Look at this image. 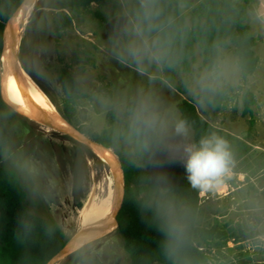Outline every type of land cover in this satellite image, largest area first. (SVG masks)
I'll list each match as a JSON object with an SVG mask.
<instances>
[{
  "label": "rangeland",
  "instance_id": "rangeland-1",
  "mask_svg": "<svg viewBox=\"0 0 264 264\" xmlns=\"http://www.w3.org/2000/svg\"><path fill=\"white\" fill-rule=\"evenodd\" d=\"M75 1L36 0L26 23L20 25V44L14 62L19 63L26 74L25 68L31 72L32 76L28 75L46 90L48 96L35 82L62 118L66 93L60 84L59 72L64 70L71 74L85 96L74 116L81 131L67 122L87 138L95 140L108 126V113L114 112L109 100H127L144 88L161 100L174 117L180 118L178 104L182 100L191 101L209 123L251 144V152L235 164L222 190L200 194L196 227L211 229L218 222L236 233V238L221 249L204 247L207 264H264V19L257 15L260 0H234L242 15L241 25L253 41L251 50L259 59V65L257 71L244 80L234 49L221 51L228 63L226 76L213 87L223 92L219 108L201 102L198 96L202 91L191 86L193 79L204 70L199 47H196V61L191 64V71L179 70L176 85L171 86L165 81L161 67L137 66L117 59L111 37L116 27L124 23L121 12L125 0H101L82 10L77 9ZM16 22L14 15L6 30L7 42ZM5 67L6 63L2 62L0 88L6 99L17 107L13 102L17 94L9 78L14 84L16 79L6 75ZM11 69L14 70V66L10 63L7 72ZM247 92L254 98L252 115L244 112L243 97ZM14 113L15 117H6L10 141L1 163L19 175L27 193L29 212L56 220L70 243L79 230V210L92 188L105 190L108 182L116 187L120 178L93 148ZM252 120L254 126L250 130ZM188 129L186 142L195 143L193 131ZM110 150L120 160L118 151ZM18 158H29L37 163L40 176L35 184L17 168ZM176 159L184 164L182 156ZM144 167L153 177L155 169ZM117 168L120 171L118 165ZM79 251L82 252L78 254ZM79 251L54 264H130L116 225Z\"/></svg>",
  "mask_w": 264,
  "mask_h": 264
},
{
  "label": "trees",
  "instance_id": "trees-1",
  "mask_svg": "<svg viewBox=\"0 0 264 264\" xmlns=\"http://www.w3.org/2000/svg\"><path fill=\"white\" fill-rule=\"evenodd\" d=\"M24 1L0 0V69L7 24ZM99 1L101 0H76L74 4L78 10H82ZM166 2L168 11L177 18L183 32V39L177 38L173 46L171 59L161 65L163 77L169 85H176L179 70L184 73L191 71V64L196 61V47L200 49L204 69L212 64L222 50L233 48L244 80H248L257 71L259 59L251 50L253 41L247 29L241 25L242 15L238 13L234 0ZM59 81L66 93L61 113L66 121L81 131L74 116L80 100L85 96L80 93L79 85L67 71L59 72ZM40 87L48 96L46 90ZM223 98V92L213 88L202 91L198 96L201 102L214 108L220 107ZM243 100L244 112L252 115L253 95L247 92ZM178 110L180 118L186 120L193 131L195 144L214 133L229 142L236 163L251 152V144L209 123L199 114L193 102L182 100L178 104ZM7 116L16 115L5 104L0 91V264H48L69 242L56 220L29 212L26 205L27 193L21 185L19 175L1 163L10 141L5 123ZM114 120L115 113L110 111L107 116L108 126L94 139L107 148H115L122 163L125 191L122 207L117 215V229L124 240L130 264H207L208 256L204 247L221 249L236 238V233L231 232V229L226 230L218 222L211 229H198L196 221L200 212L201 192L188 184L184 164L175 159L162 167L148 165L146 167L155 169L154 176L151 177L150 171L144 167L147 157L132 160L122 146L113 143L109 130ZM253 126L252 120L250 130ZM160 173L166 175L160 176ZM156 186L168 189L180 210L184 227L178 242H173L168 225L156 211L153 196ZM25 221L31 225V232L27 235L22 227Z\"/></svg>",
  "mask_w": 264,
  "mask_h": 264
},
{
  "label": "clouds",
  "instance_id": "clouds-1",
  "mask_svg": "<svg viewBox=\"0 0 264 264\" xmlns=\"http://www.w3.org/2000/svg\"><path fill=\"white\" fill-rule=\"evenodd\" d=\"M121 15L124 23L116 27L111 37L117 59L137 66L155 64L158 69L171 59L173 46L177 38L183 39V32L177 18L168 11L166 0H125ZM257 15L264 19V0H260ZM227 63V57L218 53L212 64L193 79L191 86L200 91L212 89L226 76ZM21 91L24 96L28 95ZM108 103L115 113L110 137L115 145L126 150L130 159L147 157L144 166L162 167L182 156L186 180L193 189L201 193L223 189L225 178L232 175L236 164L226 139L213 133L201 138L198 144L187 143V121L174 117L161 100L144 88L127 100ZM15 163L27 180L33 184L38 181L40 169L36 162L18 158ZM153 196L156 211L168 225L171 239L178 242L184 227L180 210L168 189L156 186ZM22 227L26 235L31 232L29 222L25 221ZM17 238L23 242L20 236Z\"/></svg>",
  "mask_w": 264,
  "mask_h": 264
},
{
  "label": "bare ground",
  "instance_id": "bare-ground-1",
  "mask_svg": "<svg viewBox=\"0 0 264 264\" xmlns=\"http://www.w3.org/2000/svg\"><path fill=\"white\" fill-rule=\"evenodd\" d=\"M35 1L36 0H31L29 2L26 11L23 10L25 14L20 10L18 14L15 15L17 22L8 41L9 47L14 54L20 44V25L26 23L33 10ZM2 60V62L6 63V54H3ZM11 64L14 66V70L11 69L7 72L9 69L8 66L5 73L16 79L14 84L9 78L14 93L17 94V100L15 102L17 107L29 115L36 116L39 119L46 117L58 125L74 131L72 126L62 118L58 113V110H56L48 98L38 89L34 80L18 65L19 63L11 61ZM21 90L27 92L28 95L24 96ZM93 151L101 160L112 165L113 169L116 171L115 173L120 179L118 180V183H116V187L112 185L111 182H108L105 186V190H102V187L92 188L83 206L79 210V230L70 242L69 247H74L86 238L99 236L113 230L116 225L114 215L121 207V175L114 157L110 151H106L99 147H94ZM101 192H103V194H101Z\"/></svg>",
  "mask_w": 264,
  "mask_h": 264
},
{
  "label": "water",
  "instance_id": "water-1",
  "mask_svg": "<svg viewBox=\"0 0 264 264\" xmlns=\"http://www.w3.org/2000/svg\"><path fill=\"white\" fill-rule=\"evenodd\" d=\"M30 1L31 0H25L23 2V4L21 5V7L16 11V13L14 15L18 14V12L20 10L24 9L26 11V8L28 7V4H29ZM7 28H8V24H7L6 30H7ZM4 54H6V56H7L6 67H5V70H6L8 68V66H9V64L11 63V61L14 62V60L16 58V55L13 53V51L11 50V48L9 47V44L7 42L6 31H5V39H4ZM0 91H1V95H2L3 101L5 102V104L12 111H14V112L26 117V118H29V119H31V120H33V121H35V122H37V123H39L41 125H44L47 128H51V129H53L55 131H59V132L65 133V134L73 137L74 139L78 140L79 142L87 145L90 148L94 149V147H99V148H102V149H104L106 151H111L110 148L105 147L104 145L98 143L97 141H95L93 139L87 138L86 136L80 134L74 128H73L74 131H71V130L65 128V127H62V126L58 125L57 123L51 121L50 119H48L46 117L42 118V119H39L36 116H32V115H29V114L25 113L24 111L18 109L16 106H14L11 102H9L6 99L2 88H0ZM112 156L114 157V160L116 161V164L120 168L121 184H122L121 185V194H122V203H123L124 191H125V175H124L123 167H122V164H121L120 160H117V155L115 153H112ZM122 203H121V207H122ZM117 215H118V213H116L114 215V220H115L116 227L118 228L119 224H118V220H117ZM107 233L99 235V236H95V237L86 238V239L82 240L80 243H78L77 245H75L74 247H69L70 243H68L64 247V249L57 256H55L48 264H54L55 262H57V261H59V260H61L63 258H66V257H68L71 254H74L75 252L79 251L80 249H82L86 245L90 244L91 242L95 241L96 239H99V238L105 236Z\"/></svg>",
  "mask_w": 264,
  "mask_h": 264
}]
</instances>
